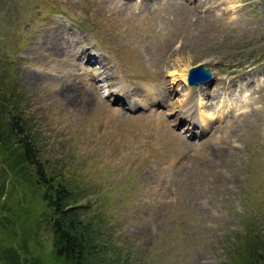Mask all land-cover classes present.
I'll use <instances>...</instances> for the list:
<instances>
[{
	"label": "rangeland",
	"instance_id": "obj_1",
	"mask_svg": "<svg viewBox=\"0 0 264 264\" xmlns=\"http://www.w3.org/2000/svg\"><path fill=\"white\" fill-rule=\"evenodd\" d=\"M145 2L0 0L7 78L119 264H224L234 235H264V2ZM5 156L0 263L65 264L36 172Z\"/></svg>",
	"mask_w": 264,
	"mask_h": 264
},
{
	"label": "trees",
	"instance_id": "obj_2",
	"mask_svg": "<svg viewBox=\"0 0 264 264\" xmlns=\"http://www.w3.org/2000/svg\"><path fill=\"white\" fill-rule=\"evenodd\" d=\"M3 53L0 49V153L6 155L4 159L8 163L13 160L24 180L33 177L32 171L36 172L38 185L43 187L41 196L54 212L51 221L55 256L65 264H119L108 250L110 243L105 238V228L95 223L93 214L88 215L89 212L82 209L87 204L81 203L86 191L72 186L59 168L54 166V171L49 173L46 170L33 123L25 111V95L20 94L17 82L9 84L6 72L10 69L4 59L7 55ZM39 186L35 187L40 189ZM234 236L237 243L228 249L224 264H264V235Z\"/></svg>",
	"mask_w": 264,
	"mask_h": 264
},
{
	"label": "water",
	"instance_id": "obj_3",
	"mask_svg": "<svg viewBox=\"0 0 264 264\" xmlns=\"http://www.w3.org/2000/svg\"><path fill=\"white\" fill-rule=\"evenodd\" d=\"M213 77V71L211 67L206 66L204 62L197 65H193L189 68L188 82L190 84L198 85L201 82L207 81Z\"/></svg>",
	"mask_w": 264,
	"mask_h": 264
},
{
	"label": "bare ground",
	"instance_id": "obj_4",
	"mask_svg": "<svg viewBox=\"0 0 264 264\" xmlns=\"http://www.w3.org/2000/svg\"><path fill=\"white\" fill-rule=\"evenodd\" d=\"M128 1V0H127ZM144 2L146 1V0H143ZM148 1V0H147ZM184 1V0H183ZM149 2H151V0H149ZM146 3V2H145ZM182 3V2H181ZM59 30V29H58ZM194 87V86H193ZM76 88V87H75ZM154 86L153 85H150V84H145V86H144V89L146 90V92H147V95L143 98V101L144 102H146V101H148L149 99H156V98H158V97H156L157 95H155V91H154ZM77 91V90H76ZM119 91H121V89L119 90ZM136 92H134L135 94H136V99L135 100H133L132 102H131V104L134 106V107H136V106H138L139 105V103H140V99L142 98H139L138 96H137V94H142L143 92L141 91V90H135ZM191 96V95H190ZM212 96H214V93H211L209 96H208V99H207V101H209V102H212L213 100H214V98L212 97ZM86 100V99H85ZM84 100V101H85ZM142 100V99H141ZM186 101V103H185V106H186V108H185V110L186 111H191L192 110V106H193V104H192V102L191 101H193L192 100V98L190 97L189 99H187V100H185ZM86 102V101H85ZM92 103V102H91ZM188 115H190L191 117H192V114L191 113H189Z\"/></svg>",
	"mask_w": 264,
	"mask_h": 264
}]
</instances>
